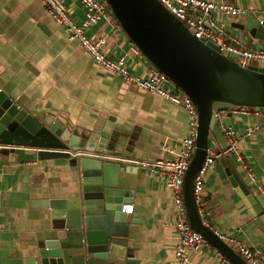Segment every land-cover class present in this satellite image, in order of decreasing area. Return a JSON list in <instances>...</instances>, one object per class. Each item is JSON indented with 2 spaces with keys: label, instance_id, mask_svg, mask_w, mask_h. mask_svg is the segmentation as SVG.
I'll return each instance as SVG.
<instances>
[{
  "label": "crops",
  "instance_id": "obj_1",
  "mask_svg": "<svg viewBox=\"0 0 264 264\" xmlns=\"http://www.w3.org/2000/svg\"><path fill=\"white\" fill-rule=\"evenodd\" d=\"M209 1H224L246 14L264 17V0ZM63 3L72 21L79 23L84 12L79 1ZM215 20L225 34L236 37L245 46L264 48V41L234 27V22L244 23L243 16L221 15ZM115 21L101 19L88 27L85 34L90 38L104 35V54L112 59L122 57L129 73L145 77L152 64L140 52H132L133 43ZM0 88L27 111L37 115L50 113L59 127L77 133L112 116L114 124L120 127L115 133L119 138L114 148L121 152V160L169 159L187 132V116L180 104L148 95L98 68L75 40L68 39L64 28L51 20L40 0H0ZM219 117L237 134L261 124L263 119L261 114L245 115L231 110L219 112ZM207 145L212 150L218 147L212 135H208ZM236 147L264 187V129L260 127L242 136ZM231 155L215 158L205 173L206 226L216 233L233 234L255 250L260 264H264V224L255 214L259 207L257 202L252 205L238 197L228 182L225 170L234 173L238 168V164L228 160ZM137 167L131 174L119 172L120 186L128 195L120 212L128 228L122 239L125 246L116 249L123 253L130 248L137 264H174L177 236L165 176ZM237 173L251 190L244 169L241 167ZM78 187L79 173L67 159L18 162L12 153L0 154V264H25L31 243L50 228L51 210L35 208L34 202L67 199ZM258 197L264 202L262 196ZM124 205L131 206L130 213L123 212ZM220 255L218 260L217 250L206 242L187 252L185 264H232Z\"/></svg>",
  "mask_w": 264,
  "mask_h": 264
},
{
  "label": "water",
  "instance_id": "obj_2",
  "mask_svg": "<svg viewBox=\"0 0 264 264\" xmlns=\"http://www.w3.org/2000/svg\"><path fill=\"white\" fill-rule=\"evenodd\" d=\"M117 24L138 51L163 73L170 83L185 94L196 110L194 149L182 177V201L190 227L232 264H247L230 246L199 221L192 196V182L205 156L208 135L218 147L226 142L213 112L235 105L256 107L264 111V66L241 65L222 55L203 39L195 37L158 0H105ZM244 23L234 27L264 41V17L241 12ZM112 116L95 127L76 132L59 127L55 117L40 115L19 106L0 88V154L15 155L18 162L45 159H67L79 173V187L66 199H42L35 208L52 212L50 228L31 243L25 264H137L130 248L121 253L116 246L128 225L121 204L127 193L120 186L119 172L131 174L138 165L120 158L114 148L120 127ZM110 155L113 158H108ZM228 160L237 165L234 173L225 170L228 182L240 198L252 205L264 224V202L254 195L238 173L241 170L234 155Z\"/></svg>",
  "mask_w": 264,
  "mask_h": 264
},
{
  "label": "built area",
  "instance_id": "obj_3",
  "mask_svg": "<svg viewBox=\"0 0 264 264\" xmlns=\"http://www.w3.org/2000/svg\"><path fill=\"white\" fill-rule=\"evenodd\" d=\"M83 8V18L75 23L69 17L63 0H40L46 14L59 26L63 27L68 39L75 40L84 52L90 57L94 65L103 71L118 76L122 81L133 84L139 90L148 95L158 96L163 100L180 104L187 116V132L180 140V145L173 156L166 160L153 162L124 160L134 163L140 167L147 168L150 172L165 176V186L171 193V204L173 207V228L177 236V242L173 249L174 264H185L186 254L201 245H206L205 240L195 232L189 225L186 211L182 201V177L184 170L192 157L194 141L196 136V110L189 98L177 90L168 78L151 66L145 77L135 76L128 72L122 57L112 59L107 57L102 48L105 44V36L90 38L85 30L101 19H112L115 21L110 7L105 0H78ZM174 17H176L191 33L206 43L213 45L220 54L230 56L236 63L243 66H264V48H250L239 41L236 37L224 33L216 16H237L242 10L224 1L213 2L209 0H158ZM116 22V21H115ZM132 52H139L133 45ZM171 86V87H170ZM231 110L241 114H261L262 122L252 125L241 134H237L230 126L223 124L219 112ZM213 112L222 138L226 142L225 148H220L216 153L208 147L198 171L192 182V196L199 221L207 225L205 198L203 194L204 176L213 160L220 155L232 154L244 169L246 180L250 188L264 198V187L257 180L255 174L247 167L239 156L236 143L242 136H248L260 127L264 129V111L256 107L235 105L231 109ZM217 142V140L215 139ZM113 158V157H108ZM123 212L130 213L131 206L124 205ZM217 237L231 245V248L247 263L260 264L258 254L247 245L238 241L233 234H220L214 232ZM217 251V259L221 260ZM228 263V261H226Z\"/></svg>",
  "mask_w": 264,
  "mask_h": 264
}]
</instances>
